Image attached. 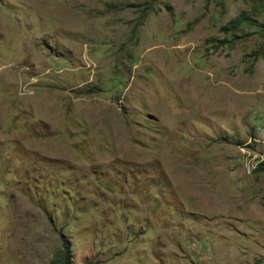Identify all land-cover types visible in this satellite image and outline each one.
<instances>
[{
	"label": "rangeland",
	"instance_id": "obj_1",
	"mask_svg": "<svg viewBox=\"0 0 264 264\" xmlns=\"http://www.w3.org/2000/svg\"><path fill=\"white\" fill-rule=\"evenodd\" d=\"M259 1L0 0V264H264Z\"/></svg>",
	"mask_w": 264,
	"mask_h": 264
},
{
	"label": "trees",
	"instance_id": "obj_2",
	"mask_svg": "<svg viewBox=\"0 0 264 264\" xmlns=\"http://www.w3.org/2000/svg\"><path fill=\"white\" fill-rule=\"evenodd\" d=\"M259 2H260L258 3L259 9L264 14V2L263 0H260ZM249 21H251L250 18L246 16L244 12H241L239 15L228 20L225 25L221 26L220 31H222L223 33H227L232 29H237L241 23H246ZM261 27L264 32V24H262ZM257 171L262 173L264 172V159L263 161L259 162V164L257 165ZM60 264H65V261H62Z\"/></svg>",
	"mask_w": 264,
	"mask_h": 264
}]
</instances>
